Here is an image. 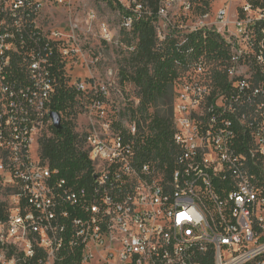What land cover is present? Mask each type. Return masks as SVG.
Listing matches in <instances>:
<instances>
[{
	"label": "built area",
	"instance_id": "obj_1",
	"mask_svg": "<svg viewBox=\"0 0 264 264\" xmlns=\"http://www.w3.org/2000/svg\"><path fill=\"white\" fill-rule=\"evenodd\" d=\"M214 4L0 0V264H58L70 253L81 264H264V81L239 70L254 62L264 75V29L259 39L248 33L264 25V13L257 23L239 16L232 23L230 4ZM50 8L66 12L69 23L50 24L43 17ZM175 9L181 18L212 13L213 26L226 31L234 24L242 41L222 35L230 49V93L211 99L212 89L200 82L177 91L175 170L168 177L140 160L131 105L112 100L120 92L115 71L106 85L92 76L70 87L69 77L72 62L102 64L96 46L134 51L123 35L131 38L145 19H156L159 45L169 35L182 43L191 33L218 32L205 21L171 23ZM106 11L114 16L103 18ZM206 66L199 59L191 75H203ZM61 88L91 101L83 105L82 133L91 174L81 182L63 177L40 152Z\"/></svg>",
	"mask_w": 264,
	"mask_h": 264
},
{
	"label": "trees",
	"instance_id": "obj_2",
	"mask_svg": "<svg viewBox=\"0 0 264 264\" xmlns=\"http://www.w3.org/2000/svg\"><path fill=\"white\" fill-rule=\"evenodd\" d=\"M264 29L261 24L259 32ZM182 43L173 35L159 45L156 19L138 22L131 38L134 51L125 59L122 67L123 83H132L136 88L138 104H131L130 115L138 122L139 134L135 145L142 162H151L159 170H166L171 177L174 167V104L177 95L175 84L190 66L204 59L213 65L212 97L230 93L228 78L230 49L216 31L205 30L186 35ZM255 81H264V75L255 66ZM78 93L61 88L52 102V110L64 115L61 128L51 127L53 137L40 139L42 159L61 175L71 181H83L91 174V163L85 151L84 136L76 131L73 107ZM90 100V99H89ZM58 264H81L80 257L68 254Z\"/></svg>",
	"mask_w": 264,
	"mask_h": 264
},
{
	"label": "rangeland",
	"instance_id": "obj_3",
	"mask_svg": "<svg viewBox=\"0 0 264 264\" xmlns=\"http://www.w3.org/2000/svg\"><path fill=\"white\" fill-rule=\"evenodd\" d=\"M223 1H227L228 4H230L231 6V16H230V21L232 23H235V21L237 20V16L240 17V19H248L254 22H258L263 13H264V0H215V8L219 7ZM243 7H247L249 10H243ZM106 12H102L101 16L105 19H110L111 17L114 16V14H110ZM211 12V11H210ZM198 13V12H197ZM195 13H191L190 15H188L187 18H181L182 16V12H180L178 9H175L174 12L172 13V15H170L169 17V21L171 23H183L184 26L186 25H195L201 21H205L206 24H208V28L209 29H216L219 33H221V35L226 36V37H231L232 40L234 39L235 41L238 40L240 37L239 31L237 30L236 27H234V24H231V26L225 31L224 28L222 27H217V26H213V22H214V15L212 13H210V17H208V19L206 18H201V16H199V13L197 14ZM44 19L46 18L47 21L50 22V24H52L53 26H59V27H64L65 25H67L69 23V19H67L68 15L66 14V12L56 9H47L44 12L43 15ZM158 25L161 28L162 31L168 33L170 32L168 26V22L164 21V20H159L158 21ZM254 28H252L250 30V32H248L251 35L256 38L259 39L261 38L259 35V28L257 27V24H253ZM240 29V28H239ZM124 33V32H123ZM183 33H174V35H177L179 38H182ZM123 38L126 40V38H130V36L126 33H124ZM233 40V41H234ZM240 41H242L241 39H239ZM242 44H244V42H242ZM136 44L133 45V48L135 47ZM245 46V45H243ZM87 48V52L86 56L88 58H90L88 56V52L91 49H94V47L88 46ZM95 48H99L100 50L103 51L104 56H105V60L102 62V64L98 65L97 67H91L88 68L86 66V64L84 65L83 61H78V63L76 62H72L71 64V72H70V77H69V86L72 87L75 85L76 82L78 81H86L88 80L90 77H95L94 80H96L97 82H100L101 84L106 85L108 83V71L109 70H113L115 71V75L116 77L114 78V80L116 81V86L114 89H119L120 92L116 91L113 94V98L112 100H115L117 102H122V103H128V104H135L137 105L138 100L136 98V88L132 83L126 82L123 83L122 81V67L125 65V59L130 57L131 54V45H123V46H96ZM194 66H190L188 71L185 72L182 76L181 79H179L177 81V83L175 84V89H176V93L177 91H181L182 89L187 88V85H190L191 83H195V82H200L203 85H209L210 88L215 89L213 86V82H212V70H214L213 65L208 64L207 63V70L206 72L201 75V76H196L194 74L191 75V73L193 72ZM255 63H245V64H241L239 67L240 71L243 72H247L248 70H250V74L248 76H251V74H255ZM190 81V83H189ZM189 83V84H188ZM176 99V97H175ZM91 103V101L88 98H85L84 96H80L78 97V101L74 104V111L76 113V115H74V121L76 123V131L78 133H80L82 135V133H85L87 130V117H86V111H83V109H85L86 105L87 107H89V104ZM62 117L64 118V115H62ZM42 136H47V137H53V133L51 131H45ZM41 136V137H42Z\"/></svg>",
	"mask_w": 264,
	"mask_h": 264
},
{
	"label": "water",
	"instance_id": "obj_4",
	"mask_svg": "<svg viewBox=\"0 0 264 264\" xmlns=\"http://www.w3.org/2000/svg\"><path fill=\"white\" fill-rule=\"evenodd\" d=\"M53 122H54V127L57 129L61 128V123H62V116L60 113L53 112L51 114Z\"/></svg>",
	"mask_w": 264,
	"mask_h": 264
}]
</instances>
